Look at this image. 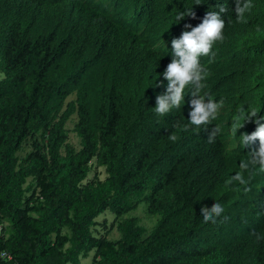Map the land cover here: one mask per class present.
Returning a JSON list of instances; mask_svg holds the SVG:
<instances>
[{
    "label": "trees",
    "instance_id": "obj_1",
    "mask_svg": "<svg viewBox=\"0 0 264 264\" xmlns=\"http://www.w3.org/2000/svg\"><path fill=\"white\" fill-rule=\"evenodd\" d=\"M197 2L0 0V250L15 263L264 264V170L241 169L259 140L239 142L256 118L231 131L239 109L264 118V0L245 22L235 0ZM221 5L206 84L223 101L222 132L205 144L184 130L190 103L154 107L172 39ZM214 203L224 212L205 223ZM106 214L116 239L98 230Z\"/></svg>",
    "mask_w": 264,
    "mask_h": 264
},
{
    "label": "clouds",
    "instance_id": "obj_2",
    "mask_svg": "<svg viewBox=\"0 0 264 264\" xmlns=\"http://www.w3.org/2000/svg\"><path fill=\"white\" fill-rule=\"evenodd\" d=\"M199 4V0L197 2ZM235 12L238 22H245V14L254 7L252 0H235ZM227 12L224 6H219V11H209L206 13L202 22L193 27L191 24H185V30L182 34L177 32L178 38H173L172 60L163 72V77L168 81L166 91L156 97V106L154 111L160 116H166L173 109H179L181 104L190 103L191 111L189 113V123L184 126V130L191 129L203 137L205 144L218 141L222 128L217 122L219 111L223 106V101L216 102L212 96L211 86L206 84L208 76V56L214 57L213 46L224 38L225 28L224 17L221 13ZM187 16L196 18L193 10H189ZM223 17V18H222ZM185 15L181 13L177 20H183ZM169 45V44H168ZM170 51V47H166ZM202 56V58H200ZM187 88V89H186ZM186 89V91H185ZM255 107L239 109L238 115L234 117L232 124V134L237 135L238 130L243 128L246 123L252 122L253 118L257 124V129L251 134L245 132L240 135V144L244 147L252 142L259 140V149H253L250 153V159L241 163V169L247 170L250 166L259 165L264 170V123ZM241 121H244L241 124ZM170 140L177 139L175 134L169 137ZM217 144V143H215ZM233 179L244 183L243 176L237 174ZM224 208L220 203H214L211 208L206 205L201 208V215L205 223L215 224L217 218L222 215Z\"/></svg>",
    "mask_w": 264,
    "mask_h": 264
},
{
    "label": "rangeland",
    "instance_id": "obj_3",
    "mask_svg": "<svg viewBox=\"0 0 264 264\" xmlns=\"http://www.w3.org/2000/svg\"><path fill=\"white\" fill-rule=\"evenodd\" d=\"M3 78V74L0 72V80ZM73 124L74 122H70L67 125V128L71 131L73 129ZM69 142L71 144H73L76 148L78 147V140L75 137V134L70 132L69 133ZM101 178H103V175H101ZM143 207H145V204H141ZM133 216H136L140 219V223L142 225H144L146 228H150L151 226H153L152 224L155 223L156 218L152 217V220L148 217V215L145 213V211L140 207L137 209V211H135L133 214ZM106 219L105 221L106 226H103V220ZM111 219L112 217L109 215H104V216H100L97 219V222L99 223V227L98 230L101 234L106 235L105 233L108 232V235H106V237L110 238V239H116L117 237H119L118 233L115 231V229H113L112 231H109V225L111 223ZM91 257L92 254H90V256H88L87 258H83L80 260V264H91Z\"/></svg>",
    "mask_w": 264,
    "mask_h": 264
},
{
    "label": "built area",
    "instance_id": "obj_4",
    "mask_svg": "<svg viewBox=\"0 0 264 264\" xmlns=\"http://www.w3.org/2000/svg\"><path fill=\"white\" fill-rule=\"evenodd\" d=\"M0 264H17V263L14 262L13 257L9 252H7L6 250H0Z\"/></svg>",
    "mask_w": 264,
    "mask_h": 264
}]
</instances>
